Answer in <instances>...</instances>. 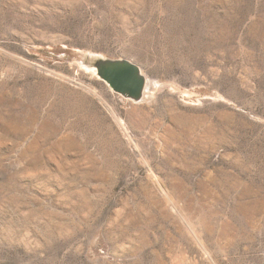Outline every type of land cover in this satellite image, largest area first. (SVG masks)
<instances>
[{
    "label": "rangeland",
    "instance_id": "1",
    "mask_svg": "<svg viewBox=\"0 0 264 264\" xmlns=\"http://www.w3.org/2000/svg\"><path fill=\"white\" fill-rule=\"evenodd\" d=\"M0 264H264V0H0Z\"/></svg>",
    "mask_w": 264,
    "mask_h": 264
},
{
    "label": "water",
    "instance_id": "2",
    "mask_svg": "<svg viewBox=\"0 0 264 264\" xmlns=\"http://www.w3.org/2000/svg\"><path fill=\"white\" fill-rule=\"evenodd\" d=\"M87 64L97 68L98 76L114 91L135 101L144 97L147 77L141 67L127 58L86 57Z\"/></svg>",
    "mask_w": 264,
    "mask_h": 264
},
{
    "label": "bare ground",
    "instance_id": "3",
    "mask_svg": "<svg viewBox=\"0 0 264 264\" xmlns=\"http://www.w3.org/2000/svg\"><path fill=\"white\" fill-rule=\"evenodd\" d=\"M88 56H89V57H93V56H95V55H93V54H88L86 57H88ZM83 65L86 66L87 68H89L91 72H94L95 74L98 75L96 66H94V65H89V64L86 63V61H83ZM148 84H149V80H148V78H147L146 90H145V94H144V97H143L142 100H144V99H146V98L148 97V90H147V89H148Z\"/></svg>",
    "mask_w": 264,
    "mask_h": 264
}]
</instances>
